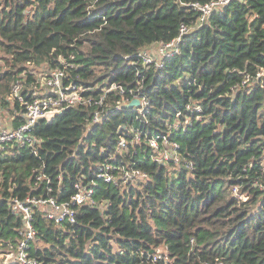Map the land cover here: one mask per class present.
<instances>
[{
    "label": "trees",
    "instance_id": "trees-1",
    "mask_svg": "<svg viewBox=\"0 0 264 264\" xmlns=\"http://www.w3.org/2000/svg\"><path fill=\"white\" fill-rule=\"evenodd\" d=\"M212 1L0 0V97L18 79L28 90L37 70L64 59L76 65V84L93 94L112 83L135 88L144 76L149 100L144 116L115 110L100 125H92L91 108H68L37 124L38 156L29 148L0 154L5 197L64 202L77 184L97 182V205L77 207L75 224L58 226L37 211L32 257L43 264H166L150 256L166 249L167 264H264V0H234L197 27L200 13L185 4ZM183 25L192 30L161 69L131 64L177 39ZM125 96L108 101L116 106ZM179 112L188 128L169 134ZM124 125L141 131L142 140L169 135L180 163L153 161L146 146L119 153ZM115 156L149 182L123 188L99 180V167ZM39 173L49 182L38 183ZM20 226L0 200V240L16 243Z\"/></svg>",
    "mask_w": 264,
    "mask_h": 264
},
{
    "label": "built area",
    "instance_id": "built-area-1",
    "mask_svg": "<svg viewBox=\"0 0 264 264\" xmlns=\"http://www.w3.org/2000/svg\"><path fill=\"white\" fill-rule=\"evenodd\" d=\"M97 1V0H96ZM179 1V0H176ZM234 0H213L207 4L189 3L186 6L200 13L199 23L197 27L202 26L207 22L210 15L215 12L222 11ZM192 29L181 26L180 35L177 39L168 44H159V56L157 53L144 50L138 54L136 62L131 64L141 65L144 68L161 69L167 58L180 54L178 45L182 41L183 35L190 32ZM61 65L39 72L35 76L36 81L34 86L25 89L23 79H18L12 84L11 91L8 95L0 97V111L2 108L8 110V115H0V154L9 149L29 148L31 152L38 156L39 148L43 144V139L35 135V128L41 120L52 122L58 115L63 114L68 108L84 106L92 109L91 123L92 125H100L105 123L111 113L115 110L126 109L124 105L129 104L133 100L140 101V107L129 108L135 113L144 116L149 105V100L143 94L144 76L138 81L137 87L128 89L122 84L112 83L107 87L102 88L98 94L88 92L90 89L76 84L74 75L76 73V65L67 62L64 59L60 60ZM263 73V72H262ZM262 73L258 74V77ZM141 73L138 72L137 75ZM20 78V77H19ZM251 81L249 75H245L243 85H247ZM128 91V96L125 94ZM26 94V95H25ZM111 95H122L126 98L122 101H108ZM190 112H201V107L198 105L187 106ZM182 114H176L175 120L168 126L169 134L173 131H186L188 122L181 120ZM200 116L196 120H200ZM119 141L117 151L122 153L130 149L144 148L145 153L153 150L150 158L161 164H166L173 161L176 164L180 163V146L178 143L170 140L169 135L152 136L142 140L141 131L133 127L120 126L118 129ZM119 160L117 156L107 160L99 167L97 178L105 183L125 187L134 180L142 179L147 184L149 182L148 174L142 170L132 168L128 170L123 164H117ZM187 168L191 169L192 164L186 163ZM1 174V172H0ZM0 176V183L3 181ZM37 182L49 178L43 173H39L36 177ZM96 181H92L91 185L84 186L76 185V193L69 201L60 202L54 196H27L20 199L18 196H3L0 195V200L7 201L9 210L13 215L21 221V226L18 229V240L16 243L11 241L0 240V264H43L38 259L32 257L29 253L30 244L35 240L37 231L35 228V214L41 210L52 219L58 226L65 223L75 224L77 220V207L83 205L96 206L95 198ZM10 192L13 187L8 189ZM105 205V203H102ZM194 246V241L192 242ZM161 251V250H160ZM151 260L157 262L163 260L166 264L169 261L168 251L164 249L159 252L150 253Z\"/></svg>",
    "mask_w": 264,
    "mask_h": 264
},
{
    "label": "rangeland",
    "instance_id": "rangeland-1",
    "mask_svg": "<svg viewBox=\"0 0 264 264\" xmlns=\"http://www.w3.org/2000/svg\"><path fill=\"white\" fill-rule=\"evenodd\" d=\"M147 51H149V52H153V53H157L158 56L160 55L159 52H158V51H159V47H158V45H154V46L148 48ZM1 56H2V53L0 52V65L3 66L4 69H6L5 66H4L3 61L1 60ZM39 72H40V70H37V71H36V75H37V74L39 75ZM19 77L21 78L22 76L20 75ZM0 115H3V116L8 115V110L5 109V108H2L1 111H0ZM179 168H180V167H177V169H179ZM138 182H142V183H144V182L142 181V179H137V180H134L132 184H136V183H138ZM124 187H125V184L123 185V188H124ZM233 193H234V195H237V194H238V189H233ZM243 198L246 199L245 196H243Z\"/></svg>",
    "mask_w": 264,
    "mask_h": 264
},
{
    "label": "water",
    "instance_id": "water-1",
    "mask_svg": "<svg viewBox=\"0 0 264 264\" xmlns=\"http://www.w3.org/2000/svg\"><path fill=\"white\" fill-rule=\"evenodd\" d=\"M126 109L133 108V107H140V101L139 100H133L129 104L124 105Z\"/></svg>",
    "mask_w": 264,
    "mask_h": 264
}]
</instances>
